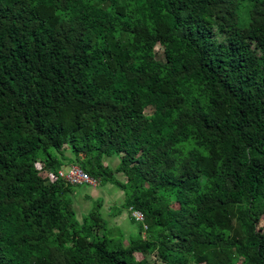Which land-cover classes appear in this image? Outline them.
<instances>
[{
    "label": "trees",
    "instance_id": "1",
    "mask_svg": "<svg viewBox=\"0 0 264 264\" xmlns=\"http://www.w3.org/2000/svg\"><path fill=\"white\" fill-rule=\"evenodd\" d=\"M263 218L264 0H0V264H264Z\"/></svg>",
    "mask_w": 264,
    "mask_h": 264
},
{
    "label": "rangeland",
    "instance_id": "2",
    "mask_svg": "<svg viewBox=\"0 0 264 264\" xmlns=\"http://www.w3.org/2000/svg\"><path fill=\"white\" fill-rule=\"evenodd\" d=\"M158 51V58H163L162 56V49L161 47H157ZM147 113H152L151 110H148ZM185 151L193 147V143H187L184 145ZM116 164L110 162L108 166L113 168ZM38 170H42V166L39 164L37 165ZM66 170V169H65ZM41 177L45 178L46 174L42 171L40 174ZM119 180H125V178L119 174ZM74 192L76 196L78 195V200L74 204V208L78 214V219L81 221L84 217L88 216L91 211L94 209H98L101 206L100 212L104 217L103 210L105 209V222L107 223L106 232H104V236L107 239H110L109 236L114 238V240L122 241L124 240L126 244L129 242V238H138V229L136 225L139 224H131L129 221L122 223L121 219L115 220L114 217L118 212L120 205L122 204L123 200H125L126 195L123 191L113 185H106L104 187H98L97 189H92L87 186L84 187H75ZM97 192V193H96ZM93 201V202H92ZM110 212V213H108ZM107 219V220H106ZM138 223V222H137ZM262 226H264V218L262 219ZM130 235V236H129ZM138 260H141L143 256L141 254L136 255ZM161 264V263H155Z\"/></svg>",
    "mask_w": 264,
    "mask_h": 264
},
{
    "label": "built area",
    "instance_id": "3",
    "mask_svg": "<svg viewBox=\"0 0 264 264\" xmlns=\"http://www.w3.org/2000/svg\"><path fill=\"white\" fill-rule=\"evenodd\" d=\"M49 183H56L58 181H63L66 184H69L74 187H90L98 188L99 184L96 180L92 179L88 174L82 171L78 166H70L66 170H61L57 174L45 173ZM130 217L138 223H145V216L138 210L130 208ZM147 226L145 229L147 230Z\"/></svg>",
    "mask_w": 264,
    "mask_h": 264
},
{
    "label": "crops",
    "instance_id": "4",
    "mask_svg": "<svg viewBox=\"0 0 264 264\" xmlns=\"http://www.w3.org/2000/svg\"><path fill=\"white\" fill-rule=\"evenodd\" d=\"M68 156H69V154H68ZM70 157V156H69ZM110 162V164H112V163H115L116 165L113 167V168H116L117 166H118V164H119V160L117 159V158H112V159H106L105 160V166L106 167H109L108 166V163ZM71 166V165H70ZM70 166H68V167H66V169H68ZM110 168H112L111 166H110ZM112 168V169H113ZM90 188V187H89ZM93 189V188H92ZM94 189H97V188H94ZM122 191V190H121ZM97 193V192H96ZM78 200V195L76 196V193H75V195H74V203H76V201ZM124 201L125 200H123V202H122V204L120 205V211L114 216L116 219V221L118 220V219H121V221H122V223H125L126 221H129L131 224H134V225H136L135 223H133V221H132V218L130 217V211L129 210H127V209H122V206H123V203H124ZM93 202V201H92ZM103 212H104V217H105V214H106V212H105V209L103 210ZM108 213H110V212H108ZM103 217V216H102ZM104 217H103V219H104ZM127 218V219H126ZM124 219H126V221L124 220ZM105 220V219H104ZM107 220V219H106ZM137 226V229H138V233H139V228H138V225H136ZM130 236V235H129ZM131 238V237H130ZM129 238V239H130Z\"/></svg>",
    "mask_w": 264,
    "mask_h": 264
}]
</instances>
